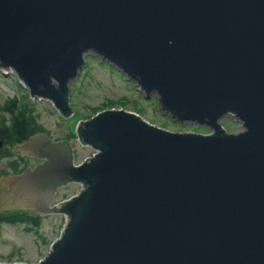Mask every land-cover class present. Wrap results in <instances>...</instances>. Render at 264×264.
I'll list each match as a JSON object with an SVG mask.
<instances>
[{"label":"water","instance_id":"water-1","mask_svg":"<svg viewBox=\"0 0 264 264\" xmlns=\"http://www.w3.org/2000/svg\"><path fill=\"white\" fill-rule=\"evenodd\" d=\"M88 53L210 131L110 107L79 121L80 162L47 131L16 143L28 168L0 179V214L66 216L38 264H264V0H0V68L63 116Z\"/></svg>","mask_w":264,"mask_h":264},{"label":"rangeland","instance_id":"rangeland-1","mask_svg":"<svg viewBox=\"0 0 264 264\" xmlns=\"http://www.w3.org/2000/svg\"><path fill=\"white\" fill-rule=\"evenodd\" d=\"M86 61L84 70L70 82V100L75 111L69 117L63 116L52 100L32 96L13 69L6 71L0 68V123L3 120L4 111L1 105L4 101L14 94L27 93L29 100L35 105L39 120L52 138L70 139L76 162L82 161L95 151L93 147L83 144L78 138L76 127L79 121L105 108L124 107L138 112V107H142L138 113L168 129L210 131V127L205 124L182 123L173 119L169 113L160 108L155 94L147 96L126 73L99 55L88 53ZM221 122L229 131H235L240 125L239 120L232 116L221 118ZM14 145L11 140H0V175L11 170V159L23 157L20 164L28 163V155L21 154ZM29 158L30 163L35 161L32 156ZM81 187L79 183L60 187L55 202L70 197ZM65 221L66 216L63 214H49L42 215L40 223L34 226L27 222H3L0 229V261H27L38 264L49 251L51 241L60 235Z\"/></svg>","mask_w":264,"mask_h":264},{"label":"trees","instance_id":"trees-1","mask_svg":"<svg viewBox=\"0 0 264 264\" xmlns=\"http://www.w3.org/2000/svg\"><path fill=\"white\" fill-rule=\"evenodd\" d=\"M121 104L123 105L125 103ZM1 108L4 112L3 120L0 123V140L6 139L11 140L13 143H18L39 131H47L43 123L39 120L35 105L31 103L27 93L14 94L8 97L1 105ZM138 109L141 110L142 107H138ZM139 110L138 112H140ZM21 159L24 158L11 159L10 165L18 168ZM3 222H27L31 223V226H34L40 223V217H33L28 213L0 214V229Z\"/></svg>","mask_w":264,"mask_h":264},{"label":"flooded vegetation","instance_id":"flooded-vegetation-1","mask_svg":"<svg viewBox=\"0 0 264 264\" xmlns=\"http://www.w3.org/2000/svg\"><path fill=\"white\" fill-rule=\"evenodd\" d=\"M32 158H34V160H35L33 163H30V166H32V167L36 166L39 162H41V160L38 159L37 157L32 156ZM26 168H28V163H24L23 162V163H21V164L18 165V168L12 167L9 172L2 173L0 175V179L3 178L4 175H10V174H15V173H20V172H22ZM0 185H4V184L0 181ZM42 215H44V214L36 213V216L42 217ZM47 215H49V214H47Z\"/></svg>","mask_w":264,"mask_h":264}]
</instances>
